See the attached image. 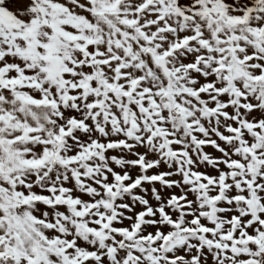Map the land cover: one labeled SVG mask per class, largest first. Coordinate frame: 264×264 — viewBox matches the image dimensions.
<instances>
[{
	"label": "snow or ice",
	"instance_id": "6c2138e0",
	"mask_svg": "<svg viewBox=\"0 0 264 264\" xmlns=\"http://www.w3.org/2000/svg\"><path fill=\"white\" fill-rule=\"evenodd\" d=\"M0 264H264V0H0Z\"/></svg>",
	"mask_w": 264,
	"mask_h": 264
}]
</instances>
